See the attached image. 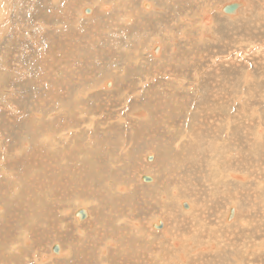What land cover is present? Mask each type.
<instances>
[{"label": "rangeland", "instance_id": "1", "mask_svg": "<svg viewBox=\"0 0 264 264\" xmlns=\"http://www.w3.org/2000/svg\"><path fill=\"white\" fill-rule=\"evenodd\" d=\"M100 1H102V3L104 2V0L0 1V5L4 2V7L10 10L8 14H5L0 19V220H2V218L4 219V213L5 217L6 214L9 213L6 219L0 221V234L3 233L0 236V238H3L2 241H0V256L2 257H0V263L14 264L16 262L15 264H23L21 258L20 261H18L19 259H14L13 261L11 260L13 263H8L9 261L6 260V258H8L6 256L8 255L3 249L10 238L14 243L21 244V241L23 243L22 231H27V236L29 235L30 237L33 236V233L35 235L32 238L28 236V240L31 241L27 243L28 247L23 246V244L18 245L23 247L24 254H26L23 258L25 264H37L30 258L31 255L33 256V249L37 253V255L36 253L34 254L36 257H38L39 252L46 254L54 253L55 256H59L61 251H59L57 255L53 252L52 247L54 244L60 245V242L66 245L61 246L63 249L69 248L67 244L72 248L76 247V255L81 256L82 253L79 251V247L76 246V237H80L78 228L81 230L86 229L87 232L90 231L91 228H85L87 223L90 224V227H96L98 225L99 229H102V231L100 232L99 230L97 237L100 238L101 236L105 238L104 235L109 234L106 238L112 239L114 241L113 244H116V237L114 234L129 233L131 236L128 235L126 238L122 239V241L120 240L124 242V240L133 238V234L129 232L128 229L135 230V228L138 227L133 226L132 222H127L124 225L115 227L116 222L114 220L120 215L128 216L131 220L136 222H144L143 231L148 225L147 221L154 219L156 216L164 221L166 220L168 222L167 225H169L167 230L168 237L164 238L165 243L161 251L164 253L165 259L170 258L167 257L168 253L170 254L171 252L169 247L174 250L176 248L181 249V240L185 241L182 236L180 238L181 240H178L180 242L179 247H177L173 241L170 245L166 244V241H168L167 239L170 238L169 233L176 231L173 226L176 223L175 221H177V223L179 222V224L183 221L186 222L185 225H183V234H187L191 229L190 227L193 226L192 223H196V221L191 222V218H187L188 220L184 218L187 214L183 213V211L189 213V211H187L189 206L188 201H191V198L180 192V189L177 191L176 187L181 186L180 188L182 190L185 189L182 186H187L189 184L186 183L188 176H193L194 172H198V170H191L190 167H194V165L197 167L200 163L202 173L199 181L198 178H194L198 181L194 193L198 198L202 199L205 195V200L195 199V202H197L198 217L196 216V218L194 215L195 218L193 217V220H204L207 225L200 228L197 222L198 228L194 233V237L191 238V247L190 249L182 248L180 250L185 259L183 262L180 260L179 263L236 264L235 261L242 257V260H244L243 263L240 264H252L251 260L248 261L246 259V255L255 254V252H243L242 255L241 250H243L245 246L248 247V243L253 245V242L258 243L264 240L262 239L264 238V229H262L264 228V216H262L264 215V203L262 202L264 198L260 197L261 191H256V189H254L256 186H253L251 191H247L248 193H246H256L255 204L253 203V198L250 199L251 196L247 195L246 197L249 198L250 201L242 200L243 208H240L238 204L239 200L235 198V195L241 194L240 189L243 188V185L245 186L246 183L249 185L250 180L248 178L251 176L250 173H252L254 177L256 175L260 177L262 183L260 182L258 185L261 186L262 189L264 187V132H262L261 140H258L254 134L257 124H261L264 130V14H262L264 13V0H237L241 1L243 4L237 12L232 15H223L224 12H222L221 7L218 6L227 4V2H234L235 0H182L185 1L184 3H182L181 0L179 3H175V0H148L152 4L151 9L149 2L144 0H133V3L131 2L132 5L129 4L124 7L123 4H121V6L118 5V3H114V9H112V11L114 10L115 13H105L100 5L102 4ZM113 1L115 0H105L103 4L113 3ZM77 2L78 4H76ZM157 2H161L163 6L165 5L164 8H162L161 5H157ZM144 4H147V6H144ZM182 6L184 9H182ZM85 7H90L91 12L84 13L83 9ZM128 7H131V9ZM213 7L214 9H212ZM202 8L208 10L207 12L211 14L212 24H214V26L212 25L205 33L206 36H201L203 39L199 40L198 34L201 32H198L200 29L195 22L197 19L201 18V24L202 18L206 13L198 18L195 16V13H200L199 11L201 10L199 9ZM65 9L66 11L68 9V13ZM116 10L118 12H116ZM181 10L183 11L181 12ZM130 12L133 17L130 15L129 17L131 20L128 21L129 23H124L120 19V17H122L121 15L128 16ZM164 13L167 14V18L162 20L161 15ZM106 14L109 15L106 16ZM181 15L190 16L192 26L186 27L180 23L178 18ZM113 16L116 17L113 18ZM65 18H67L66 21ZM72 18L73 20H71ZM42 19H46V22ZM55 19L57 22H55ZM43 24L44 26L46 24V26L44 27ZM44 28L46 30L41 33ZM62 29H65L69 33H66V31ZM48 33H50V36ZM51 35L54 39L51 38ZM58 37H60L61 41ZM49 39H51L52 42ZM67 39L69 41L66 43ZM153 43L157 44L153 47L151 45ZM161 43L163 44L161 48L152 54L149 49L150 45L151 48L154 49ZM72 45H77V47L75 48ZM82 47L83 50L80 49ZM69 50L71 51L70 53ZM74 50L75 52H73ZM55 51H57V53H55ZM138 51H140L141 56L139 62L134 59V55L138 53ZM150 53L153 58L157 57V60L153 59ZM67 54L72 55L68 56ZM65 55H67V58ZM74 55L75 58L73 57ZM71 56L73 60L70 59ZM78 57L79 59H77ZM62 58L63 60H61ZM68 58L70 60H67ZM76 59L78 61H76ZM53 62L55 64H53ZM76 62L77 64H75ZM66 63L72 64L70 66ZM73 63L75 65H73ZM79 63H81L83 67L79 65ZM66 65L67 67H65ZM76 65H78V67ZM83 68L86 69L85 72H83ZM217 68L224 74H214ZM72 69L73 71L77 69L79 71L71 72ZM61 71L62 73H60ZM195 72H199L200 77L192 84V87L190 85L194 81ZM63 74L66 76L65 80H67L66 86L68 91L64 96L60 93L65 88L61 82ZM50 76L56 78L54 82L50 81ZM71 76L73 77L71 79L72 82L70 81ZM85 76L87 77L84 78ZM182 76L187 78V81L183 82V86L181 87L178 86V78ZM82 77L85 80H83ZM170 79H172V81ZM107 80L110 81L109 87L103 86V82ZM213 80L214 82H212ZM70 82L71 84H69ZM68 84L70 86L73 85L69 87ZM56 85H58V87H56ZM49 87H51V89L55 87L56 89L52 90V93H49ZM74 87H77V91L87 97L81 100L80 103L82 107H79L80 104L75 97L77 91ZM211 102L212 105L209 104ZM209 105L212 107V110H209ZM57 106H62L63 110L61 111L63 112H58L60 107L57 108ZM80 112L84 115L82 119L79 115ZM139 112H143L144 116L137 117L134 115V113ZM215 114L217 119L215 116H210ZM50 115L54 119L50 117ZM90 115L93 116V119L89 118ZM157 115L159 118L163 115L167 116L166 121L163 122L165 123L164 125L160 123V119ZM39 116L43 117L40 118ZM207 116H210V118L212 117V120H210L214 122L215 128H218L216 125L219 123V134L217 136H209L211 129H207L206 123L209 122ZM259 116L260 120L258 119ZM34 117L36 119H34ZM218 117L219 119L222 117L221 122L217 121L219 120ZM39 119L41 121H39ZM119 119H125V122L119 123ZM227 119L230 121L228 133L225 131V122ZM69 120H72L71 122L73 123ZM92 120L93 122L95 121L94 125L96 126L95 129H97L94 130L95 133H93L92 129H89L91 133H88V129L82 128V131L80 130V135H71V139H69L71 140L70 142L61 143V140L59 141L56 134L59 130H64L69 127L70 129L78 128L80 121L89 123ZM54 121H56V123H54L55 126H53ZM47 123H52V125H47ZM69 123L74 126L71 124L68 125ZM74 123H78L79 125H75ZM98 123H100V125ZM132 124H135L140 129L135 132L136 127H132ZM173 124L175 125L173 126ZM43 126L48 130L44 129ZM109 127L114 128L110 129ZM116 128H119V130ZM55 129H57V132ZM161 129H163L164 132ZM50 130L53 132L50 133ZM48 134H53L52 136L55 140V143H53L54 145L60 142L59 145L56 146L57 150L61 147L65 149L68 144H74L76 141L79 146L76 150L74 146L72 149L73 153H70V155L74 157H77L79 154L82 155L83 161L79 159V163L77 164H81L79 167L83 166L82 168L84 170L79 168L77 164L73 166L69 161L61 160L64 158L63 154H59L57 150V152L51 150L48 147L49 142L43 140V137ZM188 134H191V136ZM223 134L226 135V141L223 140L222 145H219L217 141L223 137ZM180 136L186 138L183 139L180 143L181 145L178 146V138ZM231 139L233 142H231ZM56 141L58 142L57 144ZM237 142L240 147L236 146ZM66 143L68 144L66 145ZM35 146L36 148L38 146V149H36ZM123 146H125V151L121 150ZM38 150L41 152H38ZM51 152H53L54 155L52 153L48 157V154ZM13 153L14 155H12ZM34 153L36 157H34ZM55 154L57 156H55ZM38 155L40 159L37 158ZM100 156L102 161L99 159ZM51 157H55L54 160ZM148 157L150 158L148 159ZM215 157H219L221 161L215 160ZM95 158L97 160H95ZM17 159L19 163H21L19 164L17 161L16 165ZM45 159L46 161L44 162ZM21 160H24V163ZM52 162L58 165L53 166L54 164ZM67 162L69 166H67ZM22 164L28 167L21 168V166H23ZM94 164H97V167L99 164L101 170H96V165L94 166ZM152 166L154 168H152ZM215 166L225 170L222 176H218L215 173ZM76 167L81 173V177L78 179H75L74 172L72 173L73 169L75 170ZM24 168L25 170L23 171ZM49 168L53 172H50ZM58 168L61 169V171H57ZM94 168L95 170L93 172ZM256 168L258 170L254 171ZM65 170L66 173H64ZM61 172L63 173L60 174ZM184 172L186 174H184ZM71 173L73 174L72 176ZM102 173L107 175L108 178L97 183L96 178H102ZM59 175L60 179L62 177L64 179L62 178L60 180L58 178ZM143 175L150 176L151 179L149 181H144L141 179ZM232 176H239L244 180H237L232 178ZM56 179H59V181ZM71 180L74 181V184ZM106 180L111 183V187L116 184L117 187L112 190L107 189ZM69 181L70 184L72 183V186H70ZM30 182L32 185L29 184ZM251 183L254 184L253 181H251ZM63 184L66 185L63 186ZM130 185H133V189L127 190L126 186ZM64 187H66V189ZM243 189L245 190V187ZM57 191L58 193L60 191L59 195ZM131 195L133 198L131 203L125 202L123 204H117L116 201L118 199H123ZM176 197H180L177 198L179 203ZM79 198L88 199V212H90V217L89 214H87L88 216L83 220L77 219L75 214L73 216L75 207L78 206L76 200ZM159 198L163 204L159 202ZM38 199L42 200L39 201ZM231 200H236L238 202L235 203L237 205L236 209H238L237 213L235 207H233L234 205L229 206ZM28 201L29 203H27ZM183 202H186L188 205L183 207ZM16 203L19 208L22 206V209L19 210ZM50 204L53 206V209L50 207ZM46 205L49 206L47 207ZM14 206L17 207L15 208ZM36 206L40 208L38 209ZM253 207H255V212L252 210ZM13 208L15 209L13 210ZM23 208L27 209L26 211H28V209L31 210L25 212ZM46 208L49 213L42 210ZM230 208L234 209V214L229 220L231 224L228 225L229 222L222 224L224 215L229 213ZM13 212L17 215L13 214ZM20 212H23L22 214L24 215ZM38 212L47 214L44 217L43 213H41V216ZM25 214H28V218H24L26 216ZM11 215L15 217L12 218ZM21 215L24 216L22 219L23 221L21 220ZM234 215L241 220L246 219V227H242L243 225L241 222L238 223L236 220H232ZM37 216L40 217L38 218ZM10 217L12 218L11 220ZM26 219H31L32 221ZM40 219L43 225L49 223L46 227L51 230H48L43 225L41 228ZM49 219H51V222ZM110 219L112 221H109ZM252 219H254L255 222L249 224L248 222ZM13 220L14 222L16 221V223H14ZM44 221L47 222L44 223ZM209 224L218 226V229H212ZM1 225H3V227ZM34 226L36 228H34ZM28 227H33L32 229L34 231L27 229ZM149 227L156 231H160L163 228V226L161 228L154 227L152 224H149ZM37 228H39V234L37 233ZM248 228L251 230L250 232L252 234L250 232L249 234L244 232V230L247 231ZM45 229L52 232H49V234ZM113 229L115 232H113ZM115 229H117V231ZM256 229L258 232H256ZM261 230L262 232H260ZM109 231H112V233ZM200 231H202V233ZM177 232L178 231L175 233L177 234ZM226 232L231 235L230 239L225 235ZM18 233L22 234L20 235L22 238L18 236ZM64 233H67V235L63 236ZM42 234H46V236ZM39 235H42L43 238L41 239ZM48 235H50V237ZM256 236L260 237V239ZM97 237L92 236L87 239L93 240L95 243L97 240L94 238ZM235 237L237 238L235 239ZM17 238L21 241H17ZM81 239L86 250L90 251V249H95L92 242L86 243L84 237ZM117 240L119 241V239ZM151 241L154 242L153 240ZM205 241H210L214 244H211V247L206 246L204 244ZM37 242H41L42 244L44 242L46 244L42 246L41 243L40 245L37 244ZM237 243H241L242 245L245 244L241 249V245ZM261 244H264V241ZM218 245H220V247H218ZM7 247L8 246H6L5 249ZM37 247L42 250V252ZM61 247L59 246V248ZM192 247H194V249ZM232 247H235L236 250L234 251ZM128 248H130L131 251L133 250L130 246H128ZM155 248L156 247H151L149 249ZM2 252L6 254L4 253L3 255ZM205 252H208L207 255ZM239 252L241 255H239ZM258 253L264 255V251ZM71 254L72 253L58 259L59 261H57L56 264H71L70 262L73 260V257H76ZM70 255L72 258L70 262H68L66 259H68ZM122 255L123 253H117L118 258H121ZM189 257H194V260L195 258L197 260L193 261V258L190 259ZM235 257H237V259ZM205 259H207V261ZM148 260L151 264H158L159 260L162 261V259ZM188 260H191L192 263ZM259 261L261 262L260 264H264V260ZM168 264L174 263L171 262ZM176 264H178V261H176Z\"/></svg>", "mask_w": 264, "mask_h": 264}, {"label": "bare ground", "instance_id": "2", "mask_svg": "<svg viewBox=\"0 0 264 264\" xmlns=\"http://www.w3.org/2000/svg\"><path fill=\"white\" fill-rule=\"evenodd\" d=\"M1 1V0H0ZM45 1V0H44ZM108 1V0H107ZM112 1V0H111ZM133 0H115V1H113V3H108V4H103L104 2H105V0H104V2L102 3V1H100V3H102V4H100L101 6H102V9H103V11L105 12V13H110V12H112V13H115V11L113 10L112 11V9H114V7H113V5H114V3H118V5H121V4H123V7L124 6H127V5H129V4H131V2H132ZM144 1H147V2H149L148 0H144ZM179 1L180 0H175V3H179ZM188 1V0H187ZM190 1V0H189ZM243 1V0H242ZM181 2L182 3H184L185 1H182L181 0ZM234 2H240L241 3V5L243 4L241 1H237V0H235ZM250 2V1H249ZM3 3V4H2ZM1 4L2 5H0V19L5 15V14H8V11H10L9 9H7L6 7H4L5 6V4H4V2H2ZM32 3V2H31ZM39 3H40V1H39ZM124 3H125V5H124ZM133 3V2H132ZM150 3V9H151V7H152V4H151V2H149ZM226 3V2H225ZM76 4H78V2L76 3ZM142 4V3H141ZM186 4V3H185ZM227 4H229L228 2H227ZM35 5V4H34ZM63 5V4H62ZM66 5V4H65ZM132 5V4H131ZM157 5H161V7L162 8H164V6L162 5V3L161 2H157ZM187 5V4H186ZM224 4H222V5H220V6H218V7H221V11H222V6H223ZM241 5L236 9V11H235V13L237 12V10L241 7ZM245 5V4H244ZM40 6H41V4H40ZM92 6V5H91ZM122 6V5H121ZM144 6H147V4H144ZM178 6H180V5H178ZM185 6V5H184ZM188 6V5H187ZM205 6V5H204ZM208 6V5H207ZM64 7V6H63ZM63 7H62V9H63ZM67 7V6H66ZM183 7V6H182ZM189 7V6H188ZM40 8V7H39ZM49 8V7H48ZM128 8H130L131 9V7H128ZM179 8H181V7H179ZM187 8V7H186ZM43 9H45V8H43ZM81 9V8H80ZM119 9V8H118ZM117 9V10H118ZM182 9H184V7L182 8ZM208 9H210V8H208ZM212 9H214V7L212 8ZM242 9V8H241ZM40 10V9H39ZM57 10V9H56ZM55 10V11H56ZM116 10V12H118ZM127 10V9H126ZM186 10V9H185ZM199 10H201V11H199L200 13H195V16L198 18V17H200L201 15H203V14H205L204 16H203V18H202V23L200 24V19L201 18H199V19H197V21L195 22V24L197 23V26H198V28L200 29V31H198V32H201L200 34H198L199 35V40H201V39H203L202 37H204V36H206L205 35V33L212 27V25L214 26V24H212V17H211V14L209 13V12H207L208 10H205L204 8H202V9H199ZM211 10V9H210ZM209 10V11H210ZM244 10V9H243ZM51 11V10H50ZM62 11V10H61ZM64 11V10H63ZM65 11H66V9H65ZM67 11H68V9H67ZM66 11V12H67ZM121 11H124V10H121ZM132 11H134V10H132ZM183 10H181V12H182ZM23 12V11H22ZM198 12V11H197ZM212 12V11H211ZM223 12V11H222ZM10 13V12H9ZM50 13V12H49ZM64 13V12H63ZM68 13V12H67ZM129 13V12H128ZM221 13V12H220ZM262 13V12H261ZM41 14V13H40ZM51 14V13H50ZM122 14V13H121ZM144 14V13H143ZM197 14V15H196ZM222 14V13H221ZM224 14H228V13H223V15ZM262 14H264V13H262ZM63 15V14H62ZM109 15V14H108ZM107 14H106V16H108ZM112 15H114V14H112ZM128 15V14H127ZM131 15V12H130V14L128 15V16H123V15H121L122 17H120L119 16V14H118V16L120 17V19L124 22V23H126V22H128V21H130L131 20V18L129 17ZM222 15V16H223ZM232 15V14H231ZM45 16V15H44ZM111 16V15H110ZM132 17H133V15H131ZM192 16V15H191ZM43 17V16H42ZM116 17V16H115ZM114 16H113V18H115ZM230 17H233V16H230ZM39 18V17H38ZM71 18V17H70ZM167 18V14L166 13H164V14H162L161 15V19L163 20H165ZM192 18H193V16H192ZM195 18V17H194ZM37 19V18H36ZM58 19H60V18H58ZM66 19L67 18H65V21H66ZM68 19H69V17H68ZM89 19H91V18H89ZM117 19V18H116ZM43 20V19H42ZM46 19H44L43 21H45ZM50 20V19H49ZM56 20V19H55ZM71 20H73V18L71 19ZM75 20V19H74ZM178 20L180 21V23H182L183 25H185L186 27L187 26H192L191 25V17L190 16H179V18H178ZM52 21V20H51ZM5 22V21H4ZM8 22H9V20H8ZM8 22H7V24H8ZM40 22V21H39ZM39 22H36V23H39ZM46 22V21H45ZM44 22V23H45ZM55 22H57V20L55 21ZM61 22V21H60ZM83 22H85V21H83ZM88 22V21H87ZM194 22V21H193ZM41 23V22H40ZM62 23H63V20H62ZM129 23V22H128ZM225 23V22H224ZM4 24V23H3ZM48 24V23H47ZM67 24H68V22H67ZM211 24V25H210ZM1 25V24H0ZM38 25V24H37ZM40 25V24H39ZM42 25V24H41ZM43 26H44V24H43ZM42 26V27H43ZM45 26H46V24H45ZM44 26V27H45ZM52 26H53V23H52ZM67 26V25H66ZM66 26H64V27H66ZM184 26V27H185ZM196 26V25H195ZM49 27H51V26H49ZM68 27V26H67ZM122 27V26H121ZM35 28V27H34ZM37 28V27H36ZM46 28H48V27H46ZM63 28V27H62ZM69 28V27H68ZM194 28H196V27H194ZM197 28V29H198ZM27 29V28H26ZM51 29V28H50ZM60 29V28H59ZM198 29V30H199ZM226 29V28H225ZM42 30V29H41ZM46 29L44 28V30H42L41 31V33L43 32V31H45ZM62 30H65V29H62ZM71 30V29H70ZM66 31V30H65ZM138 31V30H137ZM185 31V30H184ZM244 31V30H243ZM15 32V31H14ZM40 32V31H39ZM38 32V33H39ZM54 32H55V30H54ZM59 32V31H58ZM64 32V31H63ZM63 32H62V34H63ZM73 32H74V28H73ZM180 32V31H179ZM37 33V34H38ZM40 33V34H41ZM46 33V32H45ZM66 33H69L68 31H66ZM140 33V32H139ZM39 34V35H40ZM49 34V36H50V33H48ZM174 34V33H173ZM179 34V33H178ZM181 34V33H180ZM47 35V34H46ZM64 36H65V34H63ZM75 35V34H74ZM13 36V35H12ZM41 36H43V35H41ZM68 36V35H67ZM70 36V35H69ZM71 36H72V34H71ZM202 36V37H201ZM40 37V36H39ZM44 37H45V35H44ZM48 37V36H47ZM57 37V36H56ZM62 37V36H61ZM66 37V36H65ZM172 37V36H171ZM170 37V38H171ZM37 38V37H36ZM50 38V37H49ZM51 38H53V36L51 35ZM59 39H60V37H58ZM63 38V37H62ZM67 38V37H66ZM209 38V37H208ZM48 39V38H47ZM54 39V38H53ZM56 39V38H55ZM51 42H52V40L51 39H49ZM48 40V41H49ZM74 40V39H73ZM60 41H61V39H60ZM69 40L67 39L66 40V43L68 42ZM76 41V40H75ZM154 41H156V40H154ZM45 42V41H44ZM64 42H65V39H64ZM70 42H72V41H70ZM240 42V41H239ZM244 42V41H243ZM59 43H61V42H59ZM59 43H57V44H59ZM65 43V44H66ZM76 43H77V41H76ZM157 43H158V41H157ZM157 43H153V44H151L153 47L157 44ZM160 43V42H159ZM242 43V42H241ZM45 44V43H44ZM56 44V43H55ZM63 44V43H62ZM75 44V43H74ZM73 44V45H74ZM71 45V44H70ZM72 45V46H73ZM78 45V44H77ZM77 45L76 46H73V47H77ZM151 45H150V47H149V49H150V51L152 52V54H154L153 52H154V49H156L157 51L159 50V48H161V45H163L162 43L161 44H159V46H156L154 49H152L151 48ZM47 46V45H46ZM45 46V47H46ZM51 46H53V45H51ZM44 47V48H45ZM49 47H50V44H49ZM61 47V46H60ZM63 47V46H62ZM36 48V47H35ZM52 48V47H51ZM70 48V47H69ZM74 48V49H75ZM85 48V47H84ZM50 49V48H49ZM53 49V48H52ZM63 49H64V47H63ZM66 49H67V47H66ZM71 49V48H70ZM78 49V48H77ZM80 49H82L83 50V47L82 48H80ZM211 49V48H210ZM209 49V50H210ZM45 50V49H44ZM43 50V51H44ZM65 50V49H64ZM63 50V51H64ZM76 50V49H75ZM75 50L73 51V52H75ZM41 51V50H40ZM46 51H47V49H46ZM78 51H79V49H78ZM206 51V50H205ZM220 51V50H219ZM71 51L69 50V53H70ZM211 52V51H210ZM55 53H57V51H55ZM76 53H77V51H76ZM44 54H45V52H44ZM50 54V53H49ZM65 54H66V52H65ZM75 54V53H74ZM79 54H80V52H79ZM81 54H82V52H81ZM68 56L69 55H72V54H67ZM67 55H65L66 56V58H67ZM84 55V54H83ZM80 56V55H79ZM150 56L153 58V56L151 55V53H150ZM58 57H60V56H58ZM74 58H75V55L73 56ZM141 56H140V51H138V53H136L135 55H134V59H136L137 60V62H139L140 61V58ZM70 59H72V56H71V58ZM69 58L67 59V60H70ZM77 59H79V57L77 58ZM76 59V61H78ZM82 59V58H81ZM153 59H155V60H157V57H154ZM61 60H63V58L61 59ZM73 60V59H72ZM75 60V59H74ZM84 60V59H83ZM60 61V60H59ZM81 61V60H80ZM67 62H69V61H67ZM75 62V61H74ZM136 62V61H135ZM136 62V63H137ZM53 64H55L54 62H53ZM66 64H69V63H66ZM72 64V63H71ZM71 64H69L70 66H71ZM75 64H77V62L75 63ZM74 63H73V65H75ZM86 64V63H85ZM51 65H52V63H51ZM79 65H81V63H79ZM77 67H78V65H76ZM82 66V65H81ZM215 66V65H214ZM65 67H67V65L65 66ZM83 67V66H82ZM86 67V66H85ZM71 68V67H70ZM74 68V67H73ZM87 68V67H86ZM263 68H264V66H263ZM63 69H64V66H63ZM68 69H69V67H68ZM76 69V68H75ZM84 69V68H83ZM78 70V69H77ZM77 70H75V71H77ZM82 70V69H81ZM85 70L86 69H84V71L83 72H85ZM164 70H166V69H164ZM206 70V69H205ZM75 71H73V69H72V71L71 72H75ZM79 71V70H78ZM65 72V71H64ZM63 72V73H64ZM67 72V71H66ZM81 72V71H80ZM60 73H62V71L60 72ZM67 73H70V72H67ZM67 73H66V75H67ZM217 73H220L221 75L222 74H224L223 72H221V71H219L218 70V68H217V71L214 73V74H217ZM247 73V72H246ZM73 74V73H72ZM79 74V73H78ZM170 74V73H169ZM226 74V73H225ZM69 75V74H68ZM158 75V74H157ZM194 75H195V77H194V81L191 83V85L190 86H192L193 87V83H195V81L200 77V74H199V72H195L194 73ZM78 77V76H77ZM87 76H85L84 78H86ZM162 77V76H161ZM160 77V78H161ZM176 77V76H175ZM65 78H66V76H64V74H63V77L61 78V82H62V84L64 85V90L63 91H61L60 93H61V95H65L68 91H67V86H66V81L67 80H65ZM73 77L71 76L70 77V81H71V79H72ZM81 78V77H80ZM163 78H165V77H163ZM50 81H55V79L56 78H53L52 76H50ZM82 79H83V77H82ZM167 79V78H166ZM245 79H247V78H245ZM83 80H85V79H83ZM82 80V81H83ZM157 80V79H156ZM160 80V79H159ZM171 81H172V79H170ZM178 80H179V85L178 86H183L182 84H183V82H185V81H187V78H185V77H179L178 78ZM78 81V80H77ZM161 81V80H160ZM72 82V81H71ZM71 82L69 83V84H71ZM80 82V81H79ZM176 82H178V81H176ZM212 82H214V80L212 81ZM216 82V81H215ZM68 83V82H67ZM76 83V82H75ZM68 84V85H69ZM77 84V83H76ZM110 84V81L109 80H107V81H105V82H103V86H108ZM164 84V83H163ZM214 84V83H213ZM73 85V84H72ZM71 85V86H72ZM70 85H69V87H71ZM56 87H58V85H56ZM100 87H101V85H100ZM109 87V86H108ZM111 87V86H110ZM75 88V87H74ZM107 88V87H106ZM56 88L54 87V88H52L51 89V87H49V89H48V92L49 93H52V90H55ZM72 89H73V87H72ZM90 89V88H89ZM75 90L77 91L78 89H77V87L75 88ZM91 90V89H90ZM169 93V92H168ZM50 96H51V94H50ZM75 97L77 98V101L79 102V107H82V105H81V100L82 99H84V98H87V97H85V95H83V94H81V93H79V91H77L76 92V95H75ZM60 101V100H59ZM157 104V103H156ZM210 105H212V102L211 103H209ZM158 105H159V103H158ZM158 105H157V107H158ZM210 105L208 106V107H210ZM58 107H60V109L58 110V112H63V111H61V110H63V108H62V106H57V108ZM96 108H97V106H96ZM18 109V108H17ZM16 109V110H17ZM19 110V109H18ZM209 110H212V107H210L209 108ZM82 111V110H81ZM48 112V111H47ZM56 112V111H55ZM58 112H56V113H58ZM255 112V111H254ZM20 113H21V111H20ZM40 113V112H39ZM46 113V112H45ZM44 113V114H45ZM98 113V112H97ZM100 113V112H99ZM35 114V113H34ZM33 114V115H34ZM40 114H42V113H40ZM47 114V113H46ZM45 114V115H46ZM87 114H89V113H87ZM36 115V114H35ZM45 115H44V117H45ZM52 115V114H51ZM50 115V117H52ZM58 115H61V114H58ZM57 115V116H58ZM80 116H81V119H82V117L84 116L81 112H80V114H79ZM134 115L135 116H137V117H143L144 116V113L143 112H139V113H134ZM256 115V114H255ZM255 115H254V117H255ZM32 116V115H31ZM48 116V115H47ZM210 116H215L216 117V114L215 115H210ZM210 116L208 117L207 116V118L209 119V122L208 123H206V125H207V129H211V131H210V133H209V136H217L219 133H218V128H219V123H218V125H216V127H218V128H215V124H214V122H211V118H210ZM27 117V116H26ZM40 117V116H39ZM43 117V116H42ZM42 117H40V118H42ZM49 117V116H48ZM61 117V116H60ZM63 117H65V116H63ZM97 117V116H96ZM157 117H158V115H157ZM163 117H165V118H163ZM166 117L167 116H165V115H163V116H161V118H159L160 120V123L162 124L163 122H165L166 121ZM214 117V118H215ZM28 118V117H27ZM32 118H33V116H32ZM53 118V117H52ZM57 118V117H56ZM55 118V119H56ZM66 118V117H65ZM64 118V119H65ZM89 118L91 119H93V116L92 115H90L89 116ZM101 118H102V116H101ZM221 118L222 117H220V119H219V117H218V119L219 120H217V121H220L221 122ZM19 119V118H18ZM22 119H23V117H22ZM25 119V118H24ZM30 119V118H29ZM34 119H36L35 117H34ZM54 119V118H53ZM84 119V118H83ZM99 119V118H98ZM169 119V118H168ZM211 119V120H210ZM216 119H217V117H216ZM259 120H260V116H259V118H258ZM50 120V119H49ZM57 120V119H56ZM58 120H60V119H58ZM185 120H186V118H185ZM20 121V120H19ZM39 121H41L40 119H39ZM44 121H45V118H44ZM47 121V120H46ZM52 121V120H51ZM50 121V122H51ZM70 121V120H69ZM72 121V120H71ZM70 121V122H71ZM79 121V120H78ZM27 122V121H26ZM33 122H34V120H33ZM38 122V121H37ZM43 122V121H42ZM41 122V123H42ZM47 122H49V121H47ZM60 122V121H59ZM59 122H57V123H59ZM64 122V121H63ZM124 123L125 122V119H123V120H121V119H119V123ZM23 123V122H22ZM21 123V124H22ZM29 123V122H28ZM40 123V124H41ZM45 123V122H44ZM54 123H56V121H54L53 122V124ZM71 123H73V122H71ZM71 123H69L68 125H70ZM79 123V122H78ZM77 123V124H78ZM94 123H95V121L93 122V120L92 121H90L89 123H87V122H84V121H80V125H79V127L78 128H71L70 129V127L69 128H67V129H64V130H59V132L58 133H56L57 134V137L59 138V141L61 140V143H63V142H67V141H71V140H69V139H71V135H76V134H79L80 135V133H81V131H82V128H86V130H87V132L89 133H91V129H92V131H93V133H95L94 132V130H97V129H95V125H94ZM102 123H105V122H102ZM102 123H101V125H102ZM158 123V122H157ZM32 124V123H31ZM43 124V123H42ZM61 124H63V123H61ZM75 124V123H74ZM77 124H75V125H77ZM99 125H100V123H98ZM108 124V123H107ZM165 123H163V125H164ZM217 124V123H216ZM229 124H230V121H229V119H227V121L225 122V131L228 133L229 131H228V128H229ZM28 125V124H27ZM35 125V124H34ZM46 125V124H45ZM47 125H52V123L50 124H48L47 123ZM60 125V124H59ZM58 125V126H59ZM72 125V124H71ZM159 125V124H158ZM157 125V126H158ZM175 124H173V126H174ZM33 126V125H32ZM42 126V125H41ZM53 126H55V124L53 125ZM72 126H74V125H72ZM28 127V126H27ZM44 127V126H43ZM52 127V126H51ZM50 127V128H51ZM57 127V126H56ZM63 127H64V125H63ZM107 127V126H106ZM132 127H136V130H135V132L137 131V130H139L140 128L138 127V126H136L135 124H132ZM55 128V127H54ZM65 128H66V124H65ZM110 129H112V128H114V127H109ZM44 129H46V127H44ZM61 129V128H60ZM83 129V130H84ZM90 129V130H89ZM109 129V130H110ZM117 130H119V128H116ZM43 130V129H42ZM46 130H48V129H46ZM54 130V129H53ZM57 129H55V131H56ZM81 130V131H80ZM162 131H163V129H161ZM45 131V130H44ZM51 131V130H50ZM132 131V130H131ZM160 131V130H159ZM158 131V132H159ZM22 132V131H21ZM53 131H51L50 133H52ZM57 132V131H56ZM164 132V131H163ZM162 132V133H163ZM262 132H264V130H263V126L261 125V124H257L256 125V129H255V137L258 139V140H261L262 139ZM42 133V132H41ZM40 133V134H41ZM47 133H49V132H47ZM46 133V134H47ZM97 133V132H96ZM231 133V132H230ZM244 133V132H243ZM43 134H44V132H43ZM42 134V135H43ZM54 134V133H53ZM52 134V135H53ZM104 134H106V133H104ZM52 135H50V134H48V135H45L43 138V140L45 141V142H49L48 143V147L51 149V150H53V151H55V152H59V154L60 153H62L63 154V159H61V160H66V161H69L70 163H72L73 164V166H75V164H77V163H79V159H83L82 158V155L81 154H79L77 157L75 156H72V155H70V153H73V147L75 146V150L78 148V146H79V144H77L76 143V141L74 142V144H68V143H66V147H65V149L63 148L62 149V147L61 148H59V150H57V148H56V146L57 145H59V143L56 141V144L57 145H54L53 143H55L54 141V139H53V136ZM55 135V134H54ZM189 135V134H188ZM39 136H41V135H39ZM189 136H191V134L189 135ZM222 136V135H221ZM76 137V136H75ZM54 138H56V137H54ZM57 138V139H58ZM186 138V137H185ZM185 138H182L181 136L178 138V140H179V144H178V146L179 145H181L180 143L183 141V139H185ZM223 140H225L226 141V135H224L223 134V137L220 139V140H218L217 142L219 143V145H222V142H223ZM207 141H209V140H207ZM88 142H90V141H88ZM231 142H233L232 141V139H231ZM73 143V142H72ZM125 143V142H124ZM16 144V143H15ZM65 144V143H64ZM27 145V144H26ZM61 145V144H60ZM128 145V144H127ZM154 145V144H153ZM17 146V145H16ZM103 146H105V145H103ZM236 146L237 147H240L239 145H238V142L236 143ZM14 147V146H13ZM22 147V146H21ZM24 147V146H23ZM29 147H30V145H29ZM33 147V146H32ZM35 148H36V146H35ZM8 149V148H7ZM25 149V148H24ZM36 149H38V146H37V148ZM42 149V148H41ZM40 149V150H41ZM107 149V148H106ZM9 150V149H8ZM16 150V149H15ZM14 150V151H15ZM28 150V149H27ZM40 150H38V152H41ZM57 150V151H56ZM110 150V149H109ZM121 150H123V151H125L126 149H125V146H123L122 148H121ZM13 151V152H14ZM21 152V151H20ZM23 152V151H22ZM102 152V151H101ZM113 152V151H112ZM12 153V152H11ZM18 153V152H17ZM31 153V152H30ZM48 153V152H47ZM53 152H51V153H49L48 154V157L50 156V154H52ZM236 153V152H235ZM27 154V153H26ZM25 154V155H26ZM12 155H14V153L12 154ZM23 155V154H22ZM24 155V156H25ZM36 154L34 153V157H36L35 156ZM40 155V154H39ZM39 155H38V157L37 158H39ZM53 155H54V153H53ZM23 156V157H24ZM28 156V155H27ZM32 156V155H31ZM44 156V155H43ZM55 156H57L56 154H55ZM59 156V155H58ZM103 156V155H102ZM16 157H18V156H16ZM22 157V158H23ZM45 157H47V156H45ZM97 157V156H96ZM19 158V157H18ZM29 158V157H28ZM40 158H41V155H40ZM39 158V159H40ZM42 158H44V157H42ZM51 158H53V157H51ZM55 158V157H54ZM54 158H53V160H54ZM57 158V157H56ZM98 158V157H97ZM213 158V157H212ZM31 159V158H30ZM49 159V158H48ZM47 159V160H48ZM100 160H101V156H100V158H99ZM98 159V160H99ZM215 160H219V161H221L220 160V158L219 157H215L214 158ZM11 160V159H10ZM58 160V159H57ZM60 160V161H61ZM95 160H97L96 158H95ZM99 160V161H100ZM14 161H15V159H14ZM17 161H18V159L16 160V165H17ZM22 161V160H21ZM37 161H39V160H37ZM40 161H42V160H40ZM46 161V159L44 160V162ZM50 161V160H49ZM66 161H65V163H66ZM78 161V162H77ZM83 161V160H82ZM102 161V160H101ZM23 163H24V160L22 161ZM25 162H26V160H25ZM29 162H31V161H29ZM35 162V161H34ZM98 162V161H97ZM244 162V161H243ZM18 163H19V161H18ZM21 163V162H20ZM19 163V164H20ZM39 163V162H38ZM53 163V162H52ZM55 163V162H54ZM53 163V164H54ZM63 163V162H62ZM103 163V162H102ZM1 164V163H0ZM28 164V163H27ZM44 164V163H43ZM52 164V165H53ZM23 166H21V168H23V167H28L26 164V166H24V164H22ZM39 165V164H38ZM40 165H42V164H40ZM58 165V164H57ZM57 165H53V166H57ZM66 165V164H65ZM78 165V164H77ZM76 165V166H77ZM81 165V164H80ZM80 165H78V167L80 166ZM96 165V166H95ZM103 165V164H102ZM29 166H31V165H29ZM47 166H49V165H47ZM46 166V167H47ZM67 166H69L68 165V162H67ZM94 166H95V168H96V170L97 169H100L101 170V167H100V165L98 164V167H97V164H94ZM93 166V167H94ZM153 166H155V165H153ZM152 166V168H154ZM19 167V166H18ZM44 167V166H43ZM51 167V166H50ZM59 167V166H58ZM61 167V166H60ZM83 166H81V167H79V168H82ZM256 167V166H255ZM20 168V167H19ZM45 168V167H44ZM66 168V167H65ZM72 168V167H71ZM95 168L93 169V172H94V170H95ZM30 169H32V168H30ZM29 169V170H30ZM48 169V168H47ZM63 169V168H62ZM67 169V168H66ZM190 169L191 170H198V172H194V174H193V176H188V180H187V186H182L183 188H185V189H181L180 187L181 186H178V187H176V190L178 191V189H180L179 191L180 192H182V193H184V195H186V196H188V197H190L191 198V201H188V204H189V206H188V210L187 211H189V213L188 212H185V211H183V213H185V214H187V216H184V218L185 219H187V218H191V222H193V221H196V223H192L193 224V226L192 227H190L191 229L188 231V230H186V231H188V233L185 235V234H183L184 232H183V225H185V223L186 222H180V224H179V222L177 223V221H175L176 223L173 225L174 226V229L176 230V231H178L177 232V234L175 233V232H171V233H169L170 234V238H168L167 240L168 241H166L167 243L166 244H171V242L173 241L175 244H176V246L177 247H179L180 245H179V241L178 240H181L180 238L183 236L184 237V239H185V241H182L181 240V242L182 243H180L181 244V249L183 248V249H190V247H191V244H192V240H191V238L192 237H194V233H195V231L197 230V222H198V226L200 227V228H203V227H205L207 224H206V222L204 221V220H202V221H197L196 219H194L193 220V217H194V215H195V217L197 216L198 217V212H197V206H196V204H197V202H195V199H198V200H202V201H204L205 200V195H204V197H203V199L202 198H198L197 196H196V194L194 193V190H195V187H196V185H197V182L200 180V178H201V173H202V171H201V164L199 163V165L196 167L195 165H194V167H190ZM8 170V169H7ZM25 170V168L23 169V171ZM61 171V169H59L58 168V170L57 171ZM82 170H84L83 168H82ZM103 170V169H102ZM255 170H258L257 168L256 169H254V171ZM48 171V170H47ZM46 171V172H47ZM49 171L50 172H53V171H51L50 170V168H49ZM45 172V171H44ZM74 172V175H75V179H78V178H80L81 177V173L79 172V170L77 169V167L75 168V170L73 169V171H72V173ZM84 172V171H83ZM82 172V173H83ZM225 172V170H222V169H220V167H218V166H215V173L218 175V176H222L223 175V173ZM257 172V171H256ZM48 173V172H47ZM57 173V172H56ZM63 172H61L60 174H62ZM64 173H66V170L64 171ZM71 173V176L73 175ZM167 173H169V172H167ZM68 174V173H67ZM184 174H186L185 172H184ZM257 174H258V172H257ZM38 175V174H37ZM51 175H52V173H51ZM50 175V176H51ZM216 175V176H217ZM250 177L248 178L249 180H250V182H249V185L246 183V185L244 186L243 185V188L245 187V190L242 188V189H240L241 190V194L240 195H235V198L236 199H238L239 200V203L236 201V200H231L230 201V204H229V206H233V207H235V211H236V213H237V210L238 209H236L237 207V205L235 204V203H238L239 204V206H240V208H243V202H242V200H248V201H250V199L251 198H253V203L255 204V195H256V193H250V194H247L248 192L247 191H251V188L253 187V186H256V187H254V189H256V191H261L260 192V194L261 195H264V194H262V193H264L263 191H264V187H263V189L261 188V186H259L258 184L261 182L262 183V181H261V179H260V177H257V175L254 177L253 176V174L252 173H250ZM259 175V174H258ZM65 176V175H64ZM70 176V175H69ZM192 177V178H191ZM198 178V181H196L194 178ZM59 179H60V175H59V177H58ZM63 178V177H62ZM61 178V179H62ZM66 178V177H65ZM96 178V177H95ZM108 177H107V175H104L103 173H102V178H96V181H97V183H100V181H102V180H105V179H107ZM232 178H234V179H237V180H244V179H242L241 177H239V176H232ZM44 179V178H43ZM59 179H56V180H58L59 181ZM60 179V180H61ZM64 179V178H63ZM75 179H74V181H75ZM49 180V179H48ZM192 180H195V181H192ZM247 180V179H246ZM50 181V180H49ZM58 181H56V182H58ZM67 181V180H66ZM71 181H73V180H71ZM74 181H73V184H74ZM251 181H253V183L255 184H252L251 183ZM29 182V181H28ZM35 182V181H34ZM48 182V181H47ZM47 182H45V183H47ZM62 182V181H61ZM68 182V181H67ZM196 182V183H195ZM263 182H264V180H263ZM64 183V182H63ZM29 184H31V182L29 183ZM52 184V183H51ZM68 184V183H67ZM69 184H70V181H69ZM68 184V185H69ZM72 184V183H71ZM70 184V186H72ZM32 185V184H31ZM46 185V184H45ZM50 185V184H49ZM66 185V184H65ZM64 184H63V186H65ZM111 185V183L109 182V181H107L106 180V186H107V189H109V190H112V189H115V187H117V184L116 185H114L113 187H111L110 186ZM167 185V184H166ZM181 185V184H180ZM48 186V185H47ZM135 186V185H134ZM163 186H165V185H163ZM127 187V190L128 189H133V185H130V186H126ZM46 188V187H45ZM54 188V187H53ZM58 188H60V187H58ZM65 189H66V187H64ZM73 188V187H72ZM71 188V189H72ZM75 188H76V186H75ZM78 188V187H77ZM89 188H91V187H89ZM47 189H49V188H47ZM54 189H56V188H54ZM70 189V188H69ZM57 190H59V189H57ZM64 190V189H63ZM74 190V189H73ZM163 190V189H162ZM263 190V191H262ZM68 191V190H67ZM75 191V190H74ZM50 192V191H49ZM69 192V191H68ZM71 192V191H70ZM76 192V191H75ZM166 192V191H165ZM247 192V193H246ZM59 193H60V191H59ZM59 193H58V191H57V194L59 195ZM72 193H73V191H72ZM161 193V192H160ZM164 193V192H163ZM167 193V192H166ZM64 194H65V192H64ZM41 195H43V194H41ZM45 195V194H44ZM82 195V194H81ZM162 195V194H161ZM247 195H249V196H251L250 197V199L249 198H247L246 196ZM260 195V197H262V198H264V196H261ZM165 196V195H164ZM257 196V195H256ZM30 198V197H29ZM47 198V197H46ZM46 198H45V200H46ZM157 198V197H156ZM168 198V197H167ZM177 198H180V197H176V200H177V202L179 203V201H178V199ZM40 199V198H39ZM38 199V200H39ZM160 199V198H159ZM175 199V198H174ZM29 200H31V199H29ZM42 200V199H41ZM41 200H39V201H41ZM43 200H44V198H43ZM167 200H171V199H167ZM32 201V200H31ZM37 201V200H36ZM38 201V202H39ZM48 201V200H47ZM133 201V198H132V195L131 196H128V197H125V198H123V199H118L116 202H117V204H123V203H125V202H127V203H131ZM164 201H165V198H164ZM159 202H162L161 201V199L159 200ZM263 203H264V201H262ZM27 203H29V201L27 202ZM76 203H77V207H75V211L77 210V209H80V208H84L85 210H87V214H89V217H90V212H88L89 211V209H88V199H77L76 200ZM158 203V202H157ZM19 204V203H18ZM33 204V203H32ZM47 204V203H46ZM162 204H163V202H162ZM3 205V204H2ZM16 205H17V203H16ZM20 205H23V204H20ZM35 205V204H34ZM160 205V204H159ZM18 206V205H17ZM17 206H14L15 208L17 207ZM30 206H33V205H30ZM47 206V205H46ZM49 206V205H48ZM47 206V207H48ZM80 206V207H79ZM22 207V206H21ZM19 208V206H18V208H19V210L20 209H22V208ZM37 207V206H36ZM50 207L53 209V206H51V204H50ZM49 207V208H50ZM157 207V206H156ZM161 207H162V205H161ZM2 208H4V207H2ZM1 208V209H2ZM15 208H13V210L15 209ZM26 208V207H25ZM25 208H23V210H25V212H29V210H31V209H28V211H26L27 209H25ZM29 208V207H28ZM31 208V207H30ZM38 208V207H37ZM40 208V207H39ZM38 208V209H39ZM203 208V207H202ZM38 209H37V211H38ZM161 209V208H160ZM164 209V208H163ZM262 209H263V207H262ZM36 210V209H35ZM42 210H45V211H47V208L46 209H42ZM50 210V209H49ZM162 210V209H161ZM165 210V209H164ZM240 210V209H239ZM252 210L255 212V207H253L252 208ZM264 210V209H263ZM1 211V210H0ZM16 211H17V209H16ZM52 211V210H51ZM50 211V212H51ZM71 211V210H70ZM163 211V210H162ZM161 211V212H162ZM241 211H242V209H241ZM2 212H3V209H2ZM10 212V211H9ZM24 212V211H23ZM23 212H20L21 214L23 213ZM33 212V211H32ZM239 212V211H238ZM38 213H40V212H38ZM41 213H43V212H41ZM40 213V214H41ZM47 213H49L48 211H47ZM47 213H43V215H44V217H45V215L47 214ZM9 213H7L6 214V217H8L9 215H8ZM13 214H15L14 212H13ZM29 214V213H28ZM27 214V215H28ZM30 214H32V213H30ZM70 214H71V212H70ZM229 214V213H228ZM228 214L227 215H224V218H223V220H222V224H224V223H226V222H229V220L228 221H226L227 220V216H228ZM15 215H17V214H15ZM22 215H24V214H22ZM21 215V216H22ZM26 215V214H25ZM27 215L24 217V216H22V218H21V220L23 219V217L24 218H26L27 217ZM143 215V214H142ZM142 215H139V216H142ZM4 219H6V217H5V213H4ZM14 216V215H13ZM20 216V215H19ZM41 216H42V214H41ZM48 216V215H47ZM46 216V217H47ZM73 216H74V212H73ZM88 216V215H87ZM179 216V215H178ZM251 216V215H250ZM262 216H264V215H262ZM11 217H12V215H11ZM10 217V220L12 219V218H14V217H12L11 218ZM38 217V216H37ZM40 217V216H39ZM38 217V218H39ZM48 217H50V216H48ZM176 217V216H175ZM194 217V218H195ZM196 217V218H197ZM18 218H20V217H18ZM28 218V217H27ZM33 218V217H32ZM261 218V217H260ZM3 218H2V220H4ZM9 219V218H8ZM7 219V220H8ZM35 219V218H34ZM53 219V218H52ZM182 219V218H181ZM247 219H249V218H247ZM2 220H0V221H2ZM26 220H28V221H30L31 219H26ZM25 220V221H26ZM39 220V219H38ZM41 220V219H40ZM46 220V219H45ZM47 220H48V218H47ZM50 220V222H51V219H49ZM143 220V219H142ZM159 220H161L162 222H163V228L160 230V231H156V230H153V229H151L150 227H149V224H152V223H155V224H159ZM188 220V219H187ZM232 220H236V222H241V224L243 225L242 227H246L245 226V224H247V220L246 219H240V218H237L236 217V215H234V217H233V219ZM19 221V220H18ZM23 221V220H22ZM32 221V220H31ZM54 221V220H53ZM104 221H105V219H104ZM109 221H112L111 219L109 220ZM115 222H116V225H115V227H119L120 225H124V224H126L127 222H132V224H133V226H135V227H138V228H135V230H132V229H128V231L129 232H131L132 234H133V238H131V239H127V240H124V242H121L122 241V239H124V238H126L128 235H130L129 233H118V234H114L115 235V237H116V244H113V240L112 239H110V238H106V236L107 235H109V234H106V235H104V237L105 238H102L101 236H100V238L99 237H97V234H99V230H100V232L102 231V229H99V226L97 225L96 227H90V224L89 223H87L86 224V227L85 228H91L90 229V231H86V229L85 230H81V229H79L78 228V234H80V237L79 236H77L76 237V240H77V243H76V246L77 247H79V251L82 253L81 254V256H79V255H76V251H77V249H76V247H70L69 246V244H67V246L69 247V248H65V249H63L61 246L62 245H64V246H66L65 245V243H62V242H57V243H59L60 245V247L61 248H59L60 249V255L59 256H55L54 255V253L52 254V253H50V254H46V253H40L39 252V255H38V257H36V255H37V253L35 252V250L33 249V251H34V253H32L33 254V256L31 255L30 256V258L34 261V262H36L37 264H56V262L57 261H59L58 259H60V258H62L63 256H65V255H69L70 253H72L73 254V256H76V257H73V260L70 262V259L72 258L71 257V255H70V257L68 258V259H66V258H64V259H66V261H68V262H70L71 264H148L149 263V260L148 259H157V260H159V259H162V261H158V264H168V263H171V262H173L174 264H176V261H178V264H181V263H179L180 262V260H182V262H183V260L185 259V257L181 254L182 252H180V250L181 249H179V248H176L175 250L174 249H171L170 247H169V249H170V254L168 253V256L167 257H170V258H167V259H165V257H164V253L161 251L162 249H163V247H164V243H165V237H168L167 236V230H168V228H169V225H167V221L165 220H163V219H160V218H158V216H156V217H154V219H152V220H148L147 221V223H148V225L146 226V228H145V230L143 231V228H144V225H145V223L144 222H142V221H138V222H136V221H134V220H131V218L130 217H128V216H125V215H120V216H118L115 220H114ZM259 221V220H258ZM5 222H6V220H5ZM11 222V221H10ZM13 222H14V220H13ZM12 222V223H13ZM39 222V221H38ZM42 220L40 221V226H41V228H42ZM47 222V221H46ZM45 221H44V223H46ZM55 222H57V221H55ZM231 222V221H230ZM229 222V224L228 225H230L231 223ZM253 222H255L254 221V219H252V220H250L248 223L250 224V223H253ZM14 223H16V221L14 222ZM1 224V223H0ZM7 224V223H6ZM17 224H18V222H17ZM16 224V225H17ZM47 224H49V223H47ZM47 224H45V225H43V226H47ZM89 224V225H88ZM15 225V224H14ZM19 226H20V224H18ZM24 225V224H23ZM22 225V226H23ZM31 225H32V222H31ZM30 225V226H31ZM55 225V224H54ZM171 225V226H172ZM189 225H191V224H189ZM211 227H212V229H218V226H215V225H213V224H209ZM219 225H220V223H219ZM252 225V224H251ZM2 227H3V225H1ZM28 226H29V222H28ZM51 226L53 227V225L51 224ZM58 226V225H57ZM56 226V227H57ZM168 226V227H167ZM36 227H37V225H36ZM35 226H34V228H36ZM50 227V226H49ZM55 227V226H54ZM247 227H249V226H247ZM254 227V226H253ZM19 228H21V227H19ZM25 228V227H24ZM33 228V227H32ZM31 227H28L27 229H31V230H33ZM47 228V227H46ZM251 228V227H250ZM255 228V227H254ZM260 228V227H259ZM14 229V228H13ZM48 230H51V229H49V228H47ZM151 229V230H150ZM245 229V228H244ZM253 229V228H252ZM258 229V228H257ZM256 229V230H257ZM262 229H264V228H262ZM17 230H19V229H17ZM26 230V229H25ZM31 230H30V232H31ZM38 230H39V228H37V233L39 234V232H38ZM41 230V229H40ZM46 230V229H45ZM48 230H46L48 233L50 232H52V231H48ZM116 231H117V229H115ZM147 230V231H146ZM259 230V229H258ZM258 230L256 231V232H258ZM19 231H21V230H19ZM34 231V230H33ZM35 231H36V229H35ZM42 231H44V230H42ZM41 231V232H42ZM146 231V232H145ZM248 231V232H247ZM244 230V232L246 233V234H249V232L251 231L249 228H248V230ZM7 232V231H6ZM11 232H13L12 230H11ZM27 231H22V234L20 233H18L17 235L18 236H20V235H22V237H23V239H24V242L22 243V241L21 240H19L18 238H17V241H21V244H23V246H27V243H29V242H31V241H29L28 239V236H27V233H26ZM29 232V231H28ZM45 232V231H44ZM43 232V233H44ZM109 232H111L112 233V231H109ZM113 232H115L114 231V229H113ZM201 233H202V231H200ZM252 232H254V231H252ZM260 232H262V230L260 231ZM263 232H264V230H263ZM46 233V232H45ZM47 233V234H48ZM49 233V234H50ZM251 233V232H250ZM3 233H1L0 234V236L2 235ZM13 234H14V232H13ZM28 234H30V233H28ZM32 234V233H31ZM37 234V235H38ZM41 234V233H40ZM252 234V233H251ZM255 234V233H254ZM258 234V233H257ZM262 234V233H261ZM261 234H259V235H261ZM43 235V234H42ZM42 235H39V237L41 236V239L43 238L42 237ZM67 235V233H64L63 234V236H66ZM225 235L228 237V239H230L231 238V235L229 234V233H225ZM241 235V234H240ZM33 236H35L34 235V233H33ZM32 236V237H33ZM43 236H46V234H44ZM49 237H50V235H48ZM92 236H96L97 238H94V239H96L97 241V243L95 242L94 243V241L93 240H90V239H87V238H91ZM112 236V235H111ZM131 236V235H130ZM156 236V237H155ZM253 237H255L254 235H252ZM11 237H13V236H11ZM21 237V236H20ZM21 237V238H22ZM30 237V236H29ZM32 237H30V238H32ZM85 238V242L87 243V242H92L93 243V245H94V248L95 249H90V251L89 250H86L85 249V247H84V244H83V242H81L82 241V239L81 238ZM256 237H258V236H256ZM262 237V236H261ZM36 238H37V236H36ZM237 237H235V239H236ZM259 239H260V237H258ZM257 238V239H258ZM2 239L3 238H0V241H2ZM13 239V238H12ZM38 239H40V238H38ZM102 239H103V241H102ZM117 239H119V241L117 240ZM177 239V240H176ZM256 239V238H255ZM262 239H264V238H262ZM32 240H34V239H32ZM151 240H153L154 242H152ZM226 240V239H225ZM4 241V240H3ZM9 242L6 244V245H4V250L6 251V253H7V255L8 256H6V257H8V258H6V260L7 261H9L8 263H10V262H12L14 259H19L18 261H20V258H21V262L23 263V264H25V262L23 261V258L26 256V254H24L25 252H24V250L22 249L23 247H21V246H18V245H21V244H19V243H14V241L13 240H11V238L8 240ZM36 241H37V239H36ZM42 241V240H41ZM62 241V240H61ZM228 241V240H227ZM259 241V240H258ZM264 241V240H263ZM263 241L261 242V241H259V242H261V243H263ZM63 242H65V241H63ZM255 243V242H253L254 244L253 245H250V243H248L247 245H248V247L247 246H245L244 248H243V250H241L242 251V255H243V252L244 253H247V252H255V254H250V255H246V259L249 261V260H251V263L252 264H260L261 262L259 261V260H264V255L263 254H259L258 252H260V251H264V244H261V243ZM36 243V242H35ZM41 243V242H40ZM39 242H37V244H40ZM228 243H229V241H228ZM230 243H231V241H230ZM42 244V243H41ZM40 244V245H41ZM43 244H46V243H44L43 242ZM42 244V246H44ZM204 244L206 245V246H210L211 244H214V243H212V242H210V241H205L204 242ZM220 244V243H219ZM233 244V243H232ZM237 244H240L241 245V249H242V246L245 244H241V243H237ZM29 245V244H28ZM39 245V246H40ZM92 245V246H93ZM156 245H158V246H156ZM189 247H188V246ZM6 246H8L6 249H5V247ZM31 246V245H30ZM41 246V247H42ZM128 246H130V247H132L133 248V250L131 251V249L130 248H128ZM28 247V246H27ZM151 247H156L155 249H149V248H151ZM186 247H188V248H186ZM211 247V246H210ZM212 247H213V245H212ZM218 247H220V245H218ZM240 247V246H239ZM31 248V247H30ZM32 248H33V246H32ZM38 248V247H37ZM36 248V249H37ZM193 249H194V247H192ZM39 249V248H38ZM89 249V248H88ZM149 249V250H148ZM214 249H215V247H214ZM232 249L235 251L236 250V248L235 247H232ZM4 250H2V251H4ZM40 250V249H39ZM217 250V249H216ZM41 252H42V250H40ZM78 251V252H79ZM185 251H187V250H185ZM185 251H184V253H185ZM215 251V250H214ZM239 251V250H238ZM188 252V251H187ZM186 252V253H187ZM192 252V251H191ZM194 252V251H193ZM209 252V251H208ZM208 252H205L206 253V255H207V253ZM4 253L5 252H2V254L4 255ZM5 253V254H6ZM36 253V255H34ZM117 253H123V255L121 256V258H118L117 257ZM240 253V252H239ZM24 254V255H23ZM57 254V253H56ZM59 254V253H58ZM57 254V255H58ZM90 254V255H89ZM202 255V254H201ZM205 255V254H204ZM209 255V254H208ZM239 255H241V253L239 254ZM9 256H11V257H9ZM79 256V257H78ZM197 256V255H196ZM210 256V255H209ZM238 256V255H237ZM1 257V256H0ZM187 257V256H186ZM201 257V256H200ZM205 257V256H204ZM206 257H208V256H206ZM2 258V257H1ZM0 258V259H1ZM34 258V259H33ZM190 259L191 258H193V261H195V260H197L196 258H195V260H194V257H189ZM188 258V259H189ZM201 258H203V257H201ZM209 258V257H208ZM236 259H237V257H235ZM210 259V258H209ZM235 259V260H236ZM255 259V260H254ZM12 260V261H11ZM63 260V259H62ZM187 260V259H186ZM185 260V261H186ZM203 260V259H202ZM202 260H200V261H202ZM206 261H207V259H205ZM213 260V259H212ZM244 260V259H243ZM243 260H242V257H241V259L240 258H238L235 262H236V264H240V263H243ZM253 260H254V262H253ZM27 261V260H26ZM184 261V262H185ZM188 261H191V260H188ZM199 261V260H198ZM197 261V262H198ZM187 262V261H186ZM212 262V261H211ZM217 262V261H216ZM5 263V262H4ZM13 263V262H12ZM16 263V262H15ZM14 263V264H15ZM190 263H192V261L190 262ZM203 263V262H202ZM209 263V262H208ZM1 264V263H0ZM18 264V263H17ZM149 264H151V263H149ZM201 264V263H200Z\"/></svg>", "mask_w": 264, "mask_h": 264}, {"label": "water", "instance_id": "3", "mask_svg": "<svg viewBox=\"0 0 264 264\" xmlns=\"http://www.w3.org/2000/svg\"><path fill=\"white\" fill-rule=\"evenodd\" d=\"M240 5H241L240 2H238V3L237 2H231L229 4H224L222 6V11L224 13L233 14V13H235L236 9ZM83 12L84 13H89V12H91V8L90 7H85L83 9ZM154 52H157V50L154 49ZM149 158L150 157H148V159ZM141 179L144 180V181H149L151 178H150V176L143 175ZM187 205L188 204L186 202H183V207H186ZM233 210H234L233 208H230L229 214L227 216V220H229L233 216V214H234L233 213ZM74 214H75V216H76L77 219L83 220L87 216V211L85 209L80 208V209L76 210L74 212ZM162 224H163V222L161 220H159V224L152 223V225L154 227H157V228H161L163 226ZM52 250H53V252L58 253L59 252V246H58V244H54L53 247H52Z\"/></svg>", "mask_w": 264, "mask_h": 264}, {"label": "crops", "instance_id": "4", "mask_svg": "<svg viewBox=\"0 0 264 264\" xmlns=\"http://www.w3.org/2000/svg\"><path fill=\"white\" fill-rule=\"evenodd\" d=\"M59 246V245H58ZM59 251H60V249H59Z\"/></svg>", "mask_w": 264, "mask_h": 264}]
</instances>
